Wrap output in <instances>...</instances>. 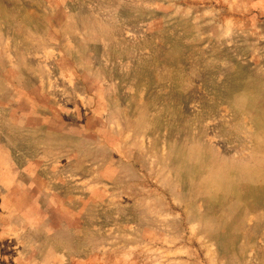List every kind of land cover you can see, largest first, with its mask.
Returning a JSON list of instances; mask_svg holds the SVG:
<instances>
[{
    "label": "rangeland",
    "instance_id": "1",
    "mask_svg": "<svg viewBox=\"0 0 264 264\" xmlns=\"http://www.w3.org/2000/svg\"><path fill=\"white\" fill-rule=\"evenodd\" d=\"M0 264H264V0H0Z\"/></svg>",
    "mask_w": 264,
    "mask_h": 264
}]
</instances>
